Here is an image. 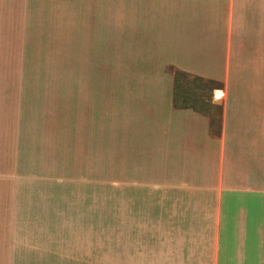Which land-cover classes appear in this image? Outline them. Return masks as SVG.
<instances>
[{
  "label": "crops",
  "instance_id": "obj_1",
  "mask_svg": "<svg viewBox=\"0 0 264 264\" xmlns=\"http://www.w3.org/2000/svg\"><path fill=\"white\" fill-rule=\"evenodd\" d=\"M2 6L13 18L9 29L37 32L51 47L47 53L62 57L56 61L77 64L68 77L92 80L90 109L94 116L99 110V119L76 123L81 175L46 174L42 183L17 177L15 223L39 215L49 232L70 215L73 222L98 221L102 175H109L111 201L125 217L117 264L172 263L166 240L179 264H264V135L244 124L233 133L228 121L214 134L207 116L175 107L173 74L229 84L239 53L264 55V0ZM215 240H224L218 263Z\"/></svg>",
  "mask_w": 264,
  "mask_h": 264
},
{
  "label": "rangeland",
  "instance_id": "obj_2",
  "mask_svg": "<svg viewBox=\"0 0 264 264\" xmlns=\"http://www.w3.org/2000/svg\"><path fill=\"white\" fill-rule=\"evenodd\" d=\"M2 4L0 0V264H117L116 235L125 217L124 207L111 201L109 175H102L98 221L73 222L70 215L69 222L63 218L49 232L46 225L51 224L39 215L14 222L17 177L42 183L46 174L70 179L81 175L76 123L99 119V110L94 116L90 109L92 80L68 77L76 76L77 64L56 61L62 57L47 53L51 47L37 39V32L9 29L13 18ZM252 51L239 53L236 77L229 84L173 71L178 104L207 116L214 134L228 121L233 133L244 124V129L264 135V55L255 57ZM218 92L222 97L217 98ZM39 187L41 196L45 192ZM43 200L39 198V206ZM172 242L166 240V259L172 262L167 264H179L181 256L169 252ZM220 242L224 240H215L212 263L221 259L215 255Z\"/></svg>",
  "mask_w": 264,
  "mask_h": 264
},
{
  "label": "trees",
  "instance_id": "obj_3",
  "mask_svg": "<svg viewBox=\"0 0 264 264\" xmlns=\"http://www.w3.org/2000/svg\"><path fill=\"white\" fill-rule=\"evenodd\" d=\"M177 73H180L182 75H186V76H189L187 74H184V73H181V72H177ZM177 73L175 74V107H178V108H184V109H193V110H196L194 107H189V106H183V105H179L178 102H177V99H176V82H177ZM195 80H200V81H204V79H201V78H195ZM211 82V81H209ZM197 111V110H196ZM198 112V111H197Z\"/></svg>",
  "mask_w": 264,
  "mask_h": 264
}]
</instances>
